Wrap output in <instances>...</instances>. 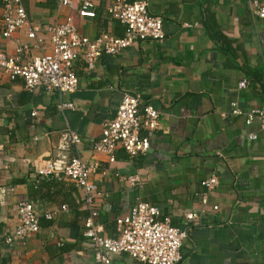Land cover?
I'll return each mask as SVG.
<instances>
[{"label": "crops", "instance_id": "crops-1", "mask_svg": "<svg viewBox=\"0 0 264 264\" xmlns=\"http://www.w3.org/2000/svg\"><path fill=\"white\" fill-rule=\"evenodd\" d=\"M82 1L92 4L93 17L79 15ZM113 1L73 0L72 9L57 0L22 3L29 22L53 26L72 17L79 33L94 39L103 32L123 35L106 11ZM147 1L150 14L162 19L163 42L138 43L93 65L77 62L78 89L64 95L73 110L59 114L55 94L28 92L20 79L0 80V264H98L83 236L88 212L81 193L61 176L38 175L57 155H74L70 146L60 148L67 132L81 137L83 160L99 165L92 181L100 192L96 221L103 235L115 237V219L144 202L188 230L181 264H264V135L230 108L231 102L242 111L264 107V22L250 11L251 0ZM2 13L0 2V50L11 55L30 45V56L47 52L33 48L23 31L3 37ZM211 30L222 36L217 45ZM242 79L249 83L245 89L238 88ZM125 92L150 103L160 126L146 155L130 158L118 150L110 163L92 145ZM215 172L218 185L209 194L201 182ZM134 176L135 184L126 180ZM20 202L33 205L40 230L6 246ZM188 213L196 218L187 222ZM110 260L141 264L124 254Z\"/></svg>", "mask_w": 264, "mask_h": 264}, {"label": "built area", "instance_id": "built-area-1", "mask_svg": "<svg viewBox=\"0 0 264 264\" xmlns=\"http://www.w3.org/2000/svg\"><path fill=\"white\" fill-rule=\"evenodd\" d=\"M3 5L2 36L10 38L18 32H25L33 48L47 49L38 56H30V45H20L11 55L0 50V80L6 77L10 81L20 79L28 92L43 90L57 96L56 110L63 114L73 110L74 104L64 100V95L73 94L78 89L79 80L75 73L77 62L86 65L95 64L104 55L116 56L138 43H162L165 38L163 22L149 12L147 0L129 2L114 0L106 11L110 18L123 28V35L116 36L103 32L90 39L81 35L72 17L62 24L39 26L29 22L22 0H0ZM60 7L73 8V0H57ZM92 4L82 1L77 9L81 17H93ZM249 9L264 22V0H251ZM46 41L48 46L46 47ZM248 80L238 83L239 89L248 86ZM234 116H244L245 125L257 123L264 135V107L242 111L234 102L230 103ZM160 126V113L150 103H142L138 93L125 92L112 120L103 124L101 135L92 145V150L105 156L110 163L115 153L122 150L130 158L146 155L150 149V137ZM255 140L254 134L248 135ZM62 152L66 147L73 149L74 155L64 153L48 161L38 171L41 177H63L80 193L88 212L83 222V236L93 250L94 260L98 264H111L110 256L127 255L141 264H181V248L188 238V230L179 229L171 224L169 218H162L159 210L144 202L135 204L127 215L115 219V237L103 235L102 226L97 223L100 196L98 187L92 181L99 165L86 163L82 154V139L73 132H67ZM135 184L137 176L126 179ZM218 185L215 172L209 179L201 182L207 193ZM202 197L201 204H207ZM18 226L13 234L4 236L3 244H23L28 235L40 230L39 217L29 202L16 205ZM45 219L51 220L50 215ZM196 214L188 213L185 220L191 221Z\"/></svg>", "mask_w": 264, "mask_h": 264}, {"label": "trees", "instance_id": "trees-1", "mask_svg": "<svg viewBox=\"0 0 264 264\" xmlns=\"http://www.w3.org/2000/svg\"><path fill=\"white\" fill-rule=\"evenodd\" d=\"M118 24V23H117ZM119 25V24H118ZM209 28V27H208ZM211 32V36L213 38H215V42H216V45H217V42L220 41L222 39V36H220L217 32L215 31H210ZM246 76L251 79V81H253V73H250V72H245ZM253 84V82H252ZM251 87H253L252 85H250ZM259 89L261 90V94L264 95V86H260Z\"/></svg>", "mask_w": 264, "mask_h": 264}]
</instances>
